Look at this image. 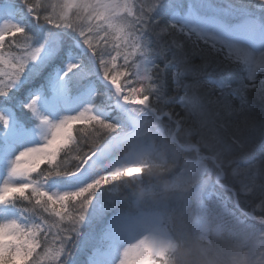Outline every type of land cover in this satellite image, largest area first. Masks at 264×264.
I'll return each mask as SVG.
<instances>
[{"label":"snow or ice","instance_id":"6c2138e0","mask_svg":"<svg viewBox=\"0 0 264 264\" xmlns=\"http://www.w3.org/2000/svg\"><path fill=\"white\" fill-rule=\"evenodd\" d=\"M0 21V264H264V0Z\"/></svg>","mask_w":264,"mask_h":264},{"label":"trees","instance_id":"16d2710c","mask_svg":"<svg viewBox=\"0 0 264 264\" xmlns=\"http://www.w3.org/2000/svg\"><path fill=\"white\" fill-rule=\"evenodd\" d=\"M12 1V0H11ZM13 1H15V0H13ZM3 1L2 0H0V3H2ZM18 3V0H16L15 2H9V4H7V5H16ZM171 72V66H170V68H169V73ZM168 85H169V87H171V78H170V76H169V79H168ZM254 103H256L257 104V106L259 107V104H260V101H259V99L258 98H255L254 99ZM177 111H179V109L177 108ZM257 157H259V156H261V155H264V152H260V151H258L257 152ZM170 164H171V162H170ZM183 165V159H181L180 161H178V166H182ZM43 167V166H42ZM145 182L146 183H154L155 182V179L153 178V177H145ZM244 210L245 211H250L251 210V206L250 205H247V204H245L244 205ZM258 214V213H257Z\"/></svg>","mask_w":264,"mask_h":264},{"label":"rangeland","instance_id":"374dc122","mask_svg":"<svg viewBox=\"0 0 264 264\" xmlns=\"http://www.w3.org/2000/svg\"><path fill=\"white\" fill-rule=\"evenodd\" d=\"M2 1H5L4 4H7V3H9V1H11V0H2ZM15 1H16V0H15ZM15 1L12 0L11 2H15ZM4 4L0 5V7L6 6V5H4ZM0 22H2V21H0ZM195 62L199 63V58H198V57L196 58V61H195ZM209 70H211V69H209Z\"/></svg>","mask_w":264,"mask_h":264},{"label":"clouds","instance_id":"9594fccd","mask_svg":"<svg viewBox=\"0 0 264 264\" xmlns=\"http://www.w3.org/2000/svg\"><path fill=\"white\" fill-rule=\"evenodd\" d=\"M193 264H202V262H200V261H197V260H193Z\"/></svg>","mask_w":264,"mask_h":264}]
</instances>
